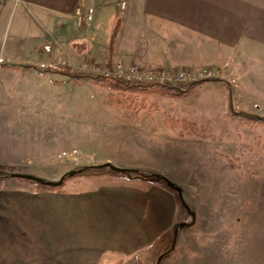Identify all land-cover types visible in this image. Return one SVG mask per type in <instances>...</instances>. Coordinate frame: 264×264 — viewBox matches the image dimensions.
Wrapping results in <instances>:
<instances>
[{
	"label": "crops",
	"instance_id": "0c3cea01",
	"mask_svg": "<svg viewBox=\"0 0 264 264\" xmlns=\"http://www.w3.org/2000/svg\"><path fill=\"white\" fill-rule=\"evenodd\" d=\"M79 5L94 7L90 23H77ZM59 44L60 50L74 44L80 56L147 68L214 67L220 78L202 83L196 92L226 90L230 112L231 96L234 108L264 115V0H0V75L23 68L13 63L41 64L36 62L41 51ZM191 121L199 128L210 122L211 133L167 129L179 140L222 147L232 140L239 148V124L217 129L210 119ZM229 127L237 134L224 135ZM7 132L0 128L1 134ZM17 162L32 158L0 149V163ZM164 174L177 182L176 175ZM36 187L0 177V264H109L111 257L145 264L153 251L161 254L162 246H155L169 243L174 234L161 262L181 254L202 264L209 261L205 258L242 264L255 245L246 225L256 222L257 211L264 213V181L259 188L228 189L215 204L200 206V214L196 207L189 212L184 189L179 194L122 172L80 174L59 188Z\"/></svg>",
	"mask_w": 264,
	"mask_h": 264
},
{
	"label": "rangeland",
	"instance_id": "374dc122",
	"mask_svg": "<svg viewBox=\"0 0 264 264\" xmlns=\"http://www.w3.org/2000/svg\"><path fill=\"white\" fill-rule=\"evenodd\" d=\"M14 16L15 11L7 30L10 34L17 20V15ZM28 31L24 29L23 33L27 35ZM60 48L59 44L58 48L41 51L36 62L43 68L23 67L13 69L15 73L1 72L0 128L8 132L0 133V149L19 158L30 157L32 162L0 163V173L23 172L55 181L70 170L111 159L113 165L124 163L133 169L141 167L166 177L164 173L176 175L175 184L184 189L186 203L192 211L198 208L199 214L200 206L215 204L230 188L263 186L264 124L230 112L226 90L196 92V87L207 81L190 87L187 95L179 97L115 88L81 68L87 61L105 65L113 63L111 60L80 56L74 44L65 50ZM37 54L35 51L33 58ZM192 118L199 123L210 119L217 129L224 123L234 128L239 124V148L232 146V140L228 147L215 141L207 145L203 141L179 140L175 132L167 129H177L183 135L184 131L191 130L183 121L193 122ZM209 126L210 122L197 127V132L201 135L211 133ZM228 133L232 136L237 130L229 127L223 131L224 135ZM102 171L115 173L110 168L99 169ZM79 175L69 177L66 184ZM11 178L28 186H38L33 180ZM255 216L256 222L250 224L251 228L249 223L246 225L255 243L251 245L254 252L244 262L242 260V264H264V213L257 211ZM254 231L255 238H252ZM169 238L172 243L176 240L175 234ZM170 241L158 243L155 248L162 246L161 254L153 251L151 260L145 264H156L171 247ZM181 257L179 254L172 259L164 258L160 264L203 262ZM122 260L111 257L109 264H141L139 259L138 263ZM206 260L209 261L203 264H217L216 259Z\"/></svg>",
	"mask_w": 264,
	"mask_h": 264
},
{
	"label": "built area",
	"instance_id": "2783aa9c",
	"mask_svg": "<svg viewBox=\"0 0 264 264\" xmlns=\"http://www.w3.org/2000/svg\"><path fill=\"white\" fill-rule=\"evenodd\" d=\"M76 21L79 25L90 23L94 18L93 6H77L75 9ZM3 58L0 57V66ZM65 64V61L59 60ZM82 70L100 75L111 80L127 83L152 84L154 86H190L203 81L215 80L220 77V71L214 67L202 68H174L157 67L147 68L137 64L113 62L102 65L98 62L87 61L82 65Z\"/></svg>",
	"mask_w": 264,
	"mask_h": 264
},
{
	"label": "trees",
	"instance_id": "16d2710c",
	"mask_svg": "<svg viewBox=\"0 0 264 264\" xmlns=\"http://www.w3.org/2000/svg\"><path fill=\"white\" fill-rule=\"evenodd\" d=\"M12 66L19 68V67H27L24 66L23 64L20 63H13L11 64ZM29 67H33V68H43L42 64L36 65V66H29ZM96 78H98L99 80H103L106 83H108V85L115 87V88H119V89H124V90H129V91H133V92H137V93H144V94H162V95H169V96H175V97H179V96H185L189 93L190 91V87H193L197 84H193L188 86V88L186 87V89H182V87H176V86H154L152 84H139V83H127L124 81H119V80H111L108 78H104L100 75H96ZM230 107L232 108V111L238 115H243L249 119L254 120L255 122L264 124V115L261 114H257V113H251V112H246V111H242V110H238L235 109L233 107L232 104V99L230 96ZM184 126L185 127H190L191 130H193L194 132L198 131V128L196 126V124L194 122H190L188 120H184L183 121ZM110 168L112 169L108 164H103V165H87V166H83L81 168L78 169H74V170H80L78 171L75 175L78 174H85V175H89V174H94V171H98L99 169L100 171L103 169H107ZM96 169V170H95ZM114 172H118L115 171L114 169H112ZM69 172V171H68ZM66 172V177L64 182L61 185H57V186H52V185H45L42 183H38V186L40 187H47V188H58V187H62L66 184V180L71 177V175ZM97 172V173H98ZM101 173V172H99ZM103 173V171H102ZM122 173L126 174L129 177H134V178H138V179H142V180H147V181H152V182H157V183H161L164 184L168 187H171V180L166 177L165 175L158 173V172H146V171H142V170H138V169H133V168H126ZM12 174V173H11ZM11 174H7V173H0V177H7V176H11ZM174 183V182H172ZM175 184V183H174ZM176 185V184H175ZM178 186V185H176ZM175 190H177L174 187H171ZM178 193L180 194V191L177 190ZM183 204L185 205L186 208H188V206L186 205V203L184 202V200H182ZM189 209V212L191 214H194V212L192 210ZM164 255V254H163Z\"/></svg>",
	"mask_w": 264,
	"mask_h": 264
},
{
	"label": "water",
	"instance_id": "95a60500",
	"mask_svg": "<svg viewBox=\"0 0 264 264\" xmlns=\"http://www.w3.org/2000/svg\"><path fill=\"white\" fill-rule=\"evenodd\" d=\"M104 164H108L112 169H114L115 171H118V172H123L126 169V168H121V167L115 166L109 162L104 163ZM100 165H103V164H100ZM78 171H80V170H70L68 173L71 176H74ZM11 177L25 178V179L33 180L35 182L42 183L45 185L57 186V185H61L64 182L65 177H66V173H64L58 180H55V181L54 180H47V179H44L40 176H36L33 174H28V173H23V172L22 173L21 172H13L11 174ZM170 185H171V187H174L181 192V189L179 186H176L172 182ZM184 225H186V222L181 223V226H184ZM162 257H163V255L158 258L157 264H160Z\"/></svg>",
	"mask_w": 264,
	"mask_h": 264
}]
</instances>
